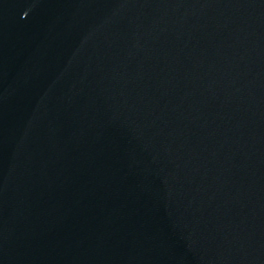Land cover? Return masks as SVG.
<instances>
[{
  "label": "water",
  "instance_id": "obj_1",
  "mask_svg": "<svg viewBox=\"0 0 264 264\" xmlns=\"http://www.w3.org/2000/svg\"><path fill=\"white\" fill-rule=\"evenodd\" d=\"M0 264H264V0H0Z\"/></svg>",
  "mask_w": 264,
  "mask_h": 264
}]
</instances>
